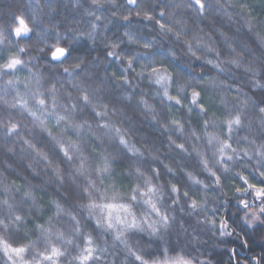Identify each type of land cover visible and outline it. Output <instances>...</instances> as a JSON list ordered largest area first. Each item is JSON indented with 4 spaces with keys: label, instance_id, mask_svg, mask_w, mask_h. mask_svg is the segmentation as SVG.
Here are the masks:
<instances>
[{
    "label": "clouds",
    "instance_id": "9594fccd",
    "mask_svg": "<svg viewBox=\"0 0 264 264\" xmlns=\"http://www.w3.org/2000/svg\"><path fill=\"white\" fill-rule=\"evenodd\" d=\"M0 264H264V0H0Z\"/></svg>",
    "mask_w": 264,
    "mask_h": 264
}]
</instances>
